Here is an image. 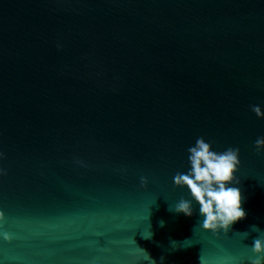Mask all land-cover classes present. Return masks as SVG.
<instances>
[{
  "label": "water",
  "instance_id": "1",
  "mask_svg": "<svg viewBox=\"0 0 264 264\" xmlns=\"http://www.w3.org/2000/svg\"><path fill=\"white\" fill-rule=\"evenodd\" d=\"M252 105L264 0H0V264H250ZM198 137L240 149L229 186L247 215L227 234L202 228L194 199L192 216L170 210L192 199L174 176Z\"/></svg>",
  "mask_w": 264,
  "mask_h": 264
},
{
  "label": "clouds",
  "instance_id": "2",
  "mask_svg": "<svg viewBox=\"0 0 264 264\" xmlns=\"http://www.w3.org/2000/svg\"><path fill=\"white\" fill-rule=\"evenodd\" d=\"M257 117L264 118V111L258 105L251 106ZM257 153L264 150V136L258 137L255 142ZM190 169L185 174L177 172L174 183L177 186H187L192 199L181 197L170 210L183 213L186 216L193 215L192 200L199 204V214L203 217L202 228L218 234L221 230L225 234L231 225L246 217L247 213L242 207L243 196L238 187L229 186L231 183H239L235 176L240 164L239 148L228 147L222 152L212 150V142H206L203 137L196 139L195 145L188 148ZM3 156V153H0ZM3 170L0 169V173ZM141 186H147V178L141 176ZM4 219V212L0 211V220ZM163 226L164 222H160ZM251 229L261 233L253 238L250 264H264V231L256 225ZM247 235V233H245ZM4 239H11L5 232Z\"/></svg>",
  "mask_w": 264,
  "mask_h": 264
}]
</instances>
